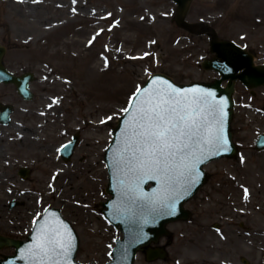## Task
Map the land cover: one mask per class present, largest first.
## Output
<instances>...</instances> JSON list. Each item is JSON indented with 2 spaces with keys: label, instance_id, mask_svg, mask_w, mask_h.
Masks as SVG:
<instances>
[{
  "label": "rangeland",
  "instance_id": "rangeland-1",
  "mask_svg": "<svg viewBox=\"0 0 264 264\" xmlns=\"http://www.w3.org/2000/svg\"><path fill=\"white\" fill-rule=\"evenodd\" d=\"M175 15L174 0H0V41L13 47L5 61L15 72L36 74L31 100L3 83L0 96L17 114L29 106L49 116L44 167L17 186L31 190L19 198L24 203L28 195L32 206H16L14 213L24 211L18 216L25 218L47 204L60 208L77 230L82 262L107 261L121 235L101 211L109 197L103 156L133 89L154 72L178 83L216 78L200 65L212 56L213 32L245 47L256 64L264 62V0H192L187 20L195 32ZM235 87L231 130L238 153L205 165V184L185 204L191 217L167 225L168 264H242L240 256L264 264V149L254 148L264 132V85L247 88L237 80ZM77 130L74 156L59 159L58 146ZM46 182L55 184L53 191H45ZM12 252L0 249V255ZM136 264H144L141 251Z\"/></svg>",
  "mask_w": 264,
  "mask_h": 264
},
{
  "label": "water",
  "instance_id": "water-1",
  "mask_svg": "<svg viewBox=\"0 0 264 264\" xmlns=\"http://www.w3.org/2000/svg\"><path fill=\"white\" fill-rule=\"evenodd\" d=\"M174 1L177 3V23L194 32L195 24L185 20L191 0ZM209 43L210 50L215 53V56L204 59L201 65L203 68L216 70L221 75L219 78L211 82L177 84L172 78L163 73H154L147 78L139 89H141L142 96L143 90L153 88L152 81L156 80L166 83L155 85V87L171 85L181 91L199 88L206 92L215 93L216 102L225 101L223 105V134L228 140V150L217 149L211 145L205 146L204 154L199 155L198 153L199 159L203 160V162L196 164L192 175L180 178L175 185V191L168 195L166 199L156 200L155 203H150L149 201L155 199L156 196H164L163 189L165 186L159 180L145 179L140 184V190L146 194V197L143 199L137 198L136 204H133L130 197L125 196V187L122 183V181L128 182L124 171H122L123 165L120 160L124 149L122 137L125 128L128 126L131 110L130 112H123L118 118L113 138L105 149L104 159L108 168V186L106 191L111 194V197L101 202L105 217L114 226L120 228L122 237L115 239V245L111 250V259L104 264H134L136 252L141 246L148 244L150 241H157L161 236L167 234L165 227L167 222L189 217V212L184 208L183 204L205 182L206 177L203 165L221 157H232L236 153V146L232 141V133L230 131V120L234 103L232 99L234 81L239 79L248 88L264 84V64L255 65L253 55L250 52L232 40L218 39L215 33L210 37ZM4 50L5 48L0 45V81L13 83L20 94L27 99L31 98L32 94L28 84L33 79V73L25 72L21 75H15L8 71L2 63ZM224 80H227L226 86L221 85ZM9 111L10 108L6 110V114ZM76 141L77 135L73 137L72 141L63 146L62 151L66 152L65 156L67 158L71 155ZM255 148L258 150L264 149V133L260 134L256 139ZM192 176L195 177L194 182ZM170 205H174V208L170 207ZM45 227L59 228L60 231H64L66 228L70 231L73 238V249L68 256V264H84L76 262L74 259L75 251L78 247V237L75 230L70 222L62 216L60 210L55 207L46 208L43 215L35 221L26 240L0 236V247L5 245L13 246L16 251L13 255H4L0 258V263L32 264L28 255H26L27 249L30 245L35 244V238L39 235L40 230ZM151 253L152 257L163 256L159 249H155ZM241 261L244 264L248 263L245 257H242Z\"/></svg>",
  "mask_w": 264,
  "mask_h": 264
},
{
  "label": "snow or ice",
  "instance_id": "snow-or-ice-1",
  "mask_svg": "<svg viewBox=\"0 0 264 264\" xmlns=\"http://www.w3.org/2000/svg\"><path fill=\"white\" fill-rule=\"evenodd\" d=\"M165 83L153 80L154 87L144 89L142 96L137 88L123 110H131V114L122 137L120 163L128 181L122 183L133 204L146 197L140 190L145 179L159 180L165 186L164 196L149 201L155 203L172 194L180 178L192 175L196 164L203 162L199 155L204 154L205 146L228 150L223 134L225 101L216 102L215 93L199 88L155 87ZM35 241L26 252L32 264H68L73 238L66 228H42Z\"/></svg>",
  "mask_w": 264,
  "mask_h": 264
},
{
  "label": "flooded vegetation",
  "instance_id": "flooded-vegetation-1",
  "mask_svg": "<svg viewBox=\"0 0 264 264\" xmlns=\"http://www.w3.org/2000/svg\"><path fill=\"white\" fill-rule=\"evenodd\" d=\"M4 45L6 46L7 54L13 47L10 44ZM5 65L10 70H13L7 65L6 61ZM0 101L12 103L9 100L2 99L1 96ZM36 113L34 108L25 106L17 114L15 106H13L9 115V120L4 121L3 108L0 105V193L1 188H4V196H0V210L2 211L0 213V234L17 239H23L27 236L34 218L32 214L29 217L22 218L24 216V211H19V214L14 213V208H16V206H32L31 198L28 195H26V198L29 200H23L24 203H22L19 198L26 194L25 192H30L31 190L29 188L26 190L18 189L17 186L24 181L28 182L33 173L38 172L40 167H44L45 156L42 152L44 148L47 150V146L50 143L49 131L47 129L49 125L48 112L44 114L42 110H36ZM34 122L36 124H34ZM34 127L37 128L39 134H34ZM34 140L39 142L35 144ZM78 145L79 143L76 145L72 157ZM35 151L40 153L34 155ZM57 156L59 159L66 161L58 153ZM54 185V183L46 182L45 191H53ZM41 202L42 200L39 204H41ZM22 208L25 209V207ZM35 212H37L36 208L34 209V213ZM213 228L218 229V225L213 224ZM7 231L16 233V235H11ZM171 244L172 242L167 236L155 246H162L167 250V247ZM141 253L144 264H157L155 261L160 264H168L167 252L163 259L154 260H149L147 258V248H143ZM174 263L178 264V261L174 259Z\"/></svg>",
  "mask_w": 264,
  "mask_h": 264
},
{
  "label": "bare ground",
  "instance_id": "bare-ground-1",
  "mask_svg": "<svg viewBox=\"0 0 264 264\" xmlns=\"http://www.w3.org/2000/svg\"><path fill=\"white\" fill-rule=\"evenodd\" d=\"M29 7V6H28ZM2 211L0 210V213H1ZM4 214V213H3ZM0 222H1V220H0ZM110 224H112L111 222H110ZM122 234V233H121Z\"/></svg>",
  "mask_w": 264,
  "mask_h": 264
}]
</instances>
